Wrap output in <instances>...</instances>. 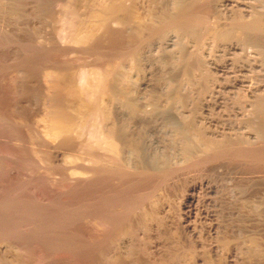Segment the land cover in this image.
Segmentation results:
<instances>
[{
  "label": "rangeland",
  "instance_id": "obj_1",
  "mask_svg": "<svg viewBox=\"0 0 264 264\" xmlns=\"http://www.w3.org/2000/svg\"><path fill=\"white\" fill-rule=\"evenodd\" d=\"M32 1L28 3L24 0L19 1L21 6L17 7V10L15 5L5 8L0 0V35L2 39L6 40L7 38L6 41L10 40L11 42H9L10 44L5 43L6 45L4 44L2 49L0 48V59L6 64H10L12 60L16 62L18 59V65L14 63L17 66L15 68L17 71L14 69V65L10 66L8 71H15V74L23 77L26 74L24 79L23 77L18 79L19 85L18 83L16 86L14 85L16 89L19 88L17 91L20 90L23 95V104L25 105L23 106L27 113L25 116L26 126L29 127L25 126V129L26 131L28 129L29 134L24 129V132L28 134H25L28 138L25 137L24 145H29L30 147L27 148L33 150L46 149L47 147L50 151V155L48 154L47 157L49 160L51 159L55 169L53 172L57 171V174L47 172V175L43 169V173L42 171L41 173L47 175L46 177H55L58 181L61 179L65 183L74 181L73 177L77 175H71L72 172L80 171L85 166L84 155L78 149L79 140L82 139L72 137L67 141L60 138L55 141H46L45 138L37 134L40 131L37 117L41 111V102H43L41 97H44V93H41L44 92L42 91L44 84L39 80L41 79L39 75L44 64H48V62L44 63L42 59L49 60L51 58L49 64L53 59L57 60L55 62L58 64L62 60V62L65 61L61 62L62 64L71 66L72 72L78 71L79 67L86 68L93 61L94 49L92 51L89 48L95 46L93 45L95 40L76 42L57 37L59 35L57 27L60 25L58 24V26L57 22L52 21H56L54 12L57 13L55 11L57 5L55 4L61 0H57L58 2L56 0H50V2L48 0ZM83 1L88 3L77 0L78 7L81 5L79 8L84 9L82 5H87L83 13L86 10L87 13L89 8H98V5H95L96 0ZM177 1L181 4L189 3L192 6L196 3L197 6H195L200 7V11L196 8L199 13H202L205 8L203 11L209 15H207V20L193 30H188L186 26L177 27L164 24H150L144 27V24L151 23L157 15L162 13L163 17L169 15V12H173L174 4ZM123 3L124 6H133L142 15L138 16L135 21L124 25L113 24V22L96 25L93 22V28L95 25L97 26L95 28L100 27V32L97 29L99 32L97 37L101 36L102 41H109V45H107L108 41L107 44L104 43L105 41L100 42L101 48L97 45L101 50H98V47L95 49L97 48L98 52H102L104 49L105 55L106 53L107 55L113 54L114 48L116 52L119 51L118 49L122 51L117 52L118 54L124 53L130 48L135 50L136 53L132 49L136 56V62L131 64L124 60L123 69L119 70V73L121 71L122 74L125 73L124 78L128 77L124 80H129L128 83L123 79L120 80L126 84L125 87L122 86L125 88L124 96L127 97L124 99L128 100L129 104L126 100L119 99L114 103V109L117 112L119 124H122V128H124L126 141L136 140L135 146L138 144V148L136 147L138 152L135 156V151L125 148L127 151L123 152V154L125 153L124 159L128 154L127 158L131 156L130 158L134 161L128 159L132 163L136 162L137 166L139 163L140 167H145L143 169L147 167L156 169L149 170V172H154L153 176L149 177L150 180L146 177L147 179H140L141 182L133 181L130 184L127 181V184L124 183L123 190L121 189L124 193L121 192L122 195H118L121 196L120 198L129 196L127 198L131 199L134 197L135 200L142 195L135 203L136 211L138 208L141 211L142 206L147 204L142 210L143 213L146 211L145 217H143V213L141 215L142 211L139 214V211L135 212L133 209V214L130 212V216L135 217H132L131 220L136 223L130 221V226H126L130 229L128 228L127 231L125 229L124 233L121 230L119 233L118 228L115 230L113 239L120 237L121 242L118 239L117 241L111 239V241L116 244L119 241L118 243L126 245L127 249L110 242L113 244L112 249L120 247V252L129 250L126 252H130L132 258H128L131 256L130 253L127 256L124 252L122 257L128 259H125L127 263L122 261L124 260L122 257L117 259V256L112 254L115 248L109 253L113 255L112 261L117 263H112L111 260H104L102 263L98 259L95 261L94 258L87 263L264 264V161L261 160V162L257 159L256 162L257 157L254 159L249 151H245L257 143H264V112H262L263 116L259 115L261 111L256 107V104L257 106L260 104L258 100L263 102L261 98L264 97V0H124ZM203 5L205 6L203 7ZM53 6L56 8L54 9ZM10 7L15 8V13L8 11L11 9ZM4 8L8 9L7 11L12 15ZM148 8V12L151 10L153 12L149 14L146 11ZM82 9L80 10L82 11ZM11 10L13 11V9ZM145 12L148 13L145 16H155H149L151 19L153 18L152 21L148 17L144 19ZM254 13L261 15V24L258 25V28L256 27L257 29L251 27L253 29L247 28L244 31V27L241 28L243 22ZM51 16L53 17L51 18ZM93 23L86 24L90 27L87 28L91 29ZM140 25L143 26L142 31H140ZM123 26L125 27L122 28ZM136 29H139L137 33ZM105 30L108 31V34L105 33ZM109 31L110 36H106V34L109 35ZM129 33L130 35L133 33L136 37L130 36ZM111 36L112 38H110ZM130 37L133 39L129 40ZM125 39L128 40L127 42H132L126 43ZM117 41L118 43H116ZM126 45L129 47L128 49ZM108 46L113 48V51L109 50L111 48ZM91 51L92 53L89 54ZM53 52L55 53L53 54ZM103 52L102 54H104ZM30 55L33 58L30 59ZM45 56L48 57L45 58ZM58 56L61 57L58 58ZM28 60L32 62L29 63ZM19 61H22V64ZM55 62H53L54 65ZM87 64L89 65L86 66ZM28 65V69L24 67ZM72 65L75 69L72 68ZM18 66H21V69L25 71ZM76 68L78 69L76 70ZM20 72L22 73L20 74ZM23 73L25 74L23 75ZM120 81L116 84H121ZM260 124L263 126V130L258 128L262 127ZM37 130L39 131L37 132ZM209 141L221 144L218 147H208L207 142ZM131 151L132 155L129 154ZM241 153L245 155L242 157ZM27 157L32 158L31 155H27ZM45 157L43 156L42 159L44 160ZM29 161L32 162L31 159ZM258 161L262 164H260L261 166ZM34 163L32 162V164ZM37 163L39 164L37 167L40 169L41 164ZM35 164L31 169L34 170L33 173L38 174L39 172L40 175V171L35 167L37 164ZM19 174L20 177L24 176L23 173ZM43 176H41L42 181L46 179ZM26 177L21 178L25 179ZM47 179L49 180V178ZM82 186L88 189L87 185H84V181L82 183L80 181V185L77 186L79 188L76 187V190L81 192ZM88 186L92 187L90 184ZM41 187L40 190L48 188ZM137 189H140L139 192ZM145 189L146 191H144ZM74 190L72 191L74 200L78 197L79 199L76 206L74 204L76 201L72 203L71 208L73 206L78 208L77 206L80 207L86 200L84 198L87 193H91L92 188L82 191L85 196L83 198L79 194L77 197V191L75 194ZM135 191L139 195L135 196ZM41 192L44 193V190ZM46 192L48 195V189ZM63 192L66 193L67 189ZM89 194V198L86 197L88 199L91 195L93 196V191L92 194ZM188 197L189 199H187ZM80 198L84 201H81ZM140 205L142 206L140 207ZM80 208L83 209L78 208V214L81 210L83 215L87 214L88 210L90 212V209ZM148 212L150 216L148 215L147 218ZM77 226L75 227L79 228L78 231L83 230L84 232H80L85 234V229L88 226L78 223ZM121 226L123 227V225ZM12 247L8 243L0 242V256L3 254L7 259L8 256L9 259L15 258L16 256L13 255L16 254V250ZM122 247L123 250H121ZM117 249L113 253L118 251ZM121 254L119 253L118 257Z\"/></svg>",
  "mask_w": 264,
  "mask_h": 264
},
{
  "label": "bare ground",
  "instance_id": "obj_2",
  "mask_svg": "<svg viewBox=\"0 0 264 264\" xmlns=\"http://www.w3.org/2000/svg\"><path fill=\"white\" fill-rule=\"evenodd\" d=\"M19 1H22V0H2L3 5H5V8H7V6L9 5L13 7L15 5L16 9L17 7L21 6L18 3ZM33 1L38 2L39 0L38 1L33 0ZM48 1L50 2V0ZM123 1L124 0H96L95 5H98V8L91 9L88 7L90 10L87 13H86L87 10L85 11V13H83V10L85 9L87 5L85 4L82 5L84 9H82V7L79 8L81 5H79L78 7L77 0H65V1L61 0L59 2L57 1L58 4L53 3L57 5V8L56 6L55 7L53 6L54 9L55 8L57 9L55 10L57 13L53 11L54 14H56L54 17V19L56 18V21H52V22H55V23L57 22L56 24L60 25V27H57V29L59 28L58 29L59 35L57 37H60L62 40L70 39L76 42H80V41L86 42L89 40H92V41L95 40L94 44L91 43L95 45L93 46V48H89L88 46V48L91 49L92 51L94 49L93 53L92 51L89 52V54L92 53L93 55L92 56L93 61L90 60L92 61L91 64L89 62L90 65L89 64L86 65V66L89 65L88 67H86L85 65L84 67L86 68L79 67L80 70L75 71V72L73 71L74 74H72L73 72L71 71V68H70L71 66H69V64L68 65L62 64L65 61L62 62L61 60L59 62L60 64H58L56 63L57 60L53 59L51 60L49 64V60L51 58L49 60L47 59L48 61L43 58L42 59L44 60L43 62L44 63L48 62V64L46 65L43 63L45 65L44 67L41 64L43 68L41 69L40 75L38 74L40 76L38 77L41 78L39 80H41L42 84H44L43 85L44 89H42V91L44 92H41V93H44L43 95L44 97H41L43 98V102H41L42 103V106L40 108L41 111L37 117L38 118L37 122L40 125L38 126L37 124V126L40 128L39 129L40 131L37 130V132L39 131V133L37 134L41 136L42 138H45L46 141L47 140L55 141L59 138L62 139L63 141H67L71 139L72 137H78V138L80 137V139H82L81 141L79 140L78 149L84 155L83 161L86 163H85V166L80 171L74 170L72 172L71 175H77V176H74L75 179L72 176L74 181H70V179H68L70 182L66 181L65 183H63L61 179H59L60 181H58V179L56 180L55 177L54 178H51L49 176L46 177L49 172H50L49 174L55 173L53 172L55 169L53 168L51 159L49 160V158L47 157L48 154L50 155L49 153L50 151L47 149V147L46 149L37 148V150L35 149L33 150L32 148L31 149L27 148L29 145L28 146H25L26 144L24 145L25 143L24 140H26L25 137H27L26 135L29 134L28 129L27 131L25 129L28 126V125L26 126L27 119L25 118L27 113L24 108L25 105L23 104V101H24L23 95L21 94L20 90L17 91L19 89L18 87L17 89L14 87V85L16 86V83H18V79L20 80L23 76H20L17 73L15 74L14 73L15 71L14 72L8 71L9 68H11L10 66L14 65V63L17 64L18 59L16 62L12 60L13 62L11 61L10 64L3 63L1 62L2 59H0V242L8 243V245L10 244L11 247L13 246L16 250V254L13 255L16 257L12 259H9V256L7 259L2 254L0 256V264H88L87 261L88 262L92 261L91 260L92 258H94L95 261L98 259V261L102 263L104 260L105 261L111 260L110 262L113 263L114 262L112 261L113 255H110L109 251H113L116 248L115 246H114L115 247L114 249L111 248L113 244H116L111 241V239H113L114 237L113 235L115 233V230L118 228L119 233H120V230L123 231V233L127 231L129 227L127 228L126 226H130V221H132L131 219L132 217H134V216H130V212H132L133 214L134 210L135 212L140 210L137 206L138 210L136 211V209H134V206L136 205L135 204L136 201L140 199L142 195L140 197L138 196L139 198L137 197L138 199L136 200L133 196H132L133 198L130 197L131 199L127 198L129 196L125 197L124 195L126 193L123 195L125 198L123 197L120 198L121 196H118V195L119 194L122 195V193H124L121 191V189L123 190V185L127 184V181L131 184L133 183V181L139 182L140 179H145L146 177H148V180H150L151 178L149 177L151 175L153 176L154 172L152 171L149 172V170H151L153 167H151V169H149L150 167L149 168L147 167L148 169L147 168L143 169L145 167L143 166L140 167L141 164L138 163V166L140 167L139 168L136 165V162H134L135 164L132 163L134 160L130 158L131 156H129L128 158L131 159L132 162L127 158L128 156L127 153H126L127 160L124 159L125 153L123 154V152L127 151V150L125 151V148L132 149L133 152L135 151V154H134L135 156L136 152H138V150H136L138 148L137 147L138 144H136L135 146L134 143H137L136 140H134L133 142L130 140L126 141V138L124 136L125 135L124 130H123L124 128H122V124H119V121L116 116L117 112L114 109V103L117 102V100L119 99L120 100L122 99L124 101L126 100L124 99L125 97L124 87L126 86L124 82L126 80L124 79H127L128 77L124 78V76H126L124 71H123L124 74H122V71L121 73H119V70L120 68L123 69L124 60L129 61L131 64L133 62H136L135 60L136 56H134L136 52L133 48H130L129 50L124 51V53L118 54L117 52H120L121 51L120 49H118L119 51L116 52L114 48V52H112L113 48L108 46L111 48V49L109 48L108 49L112 50L111 52L113 54L107 55L106 53L105 55V53L103 52L104 49H102L103 50L102 52L104 54H102L101 51L100 52L96 51L97 48L95 49V47H98L97 45H99L100 42L105 41V40L103 41L101 40L102 39L100 38L101 36L97 37V33L100 32V27L95 28L97 27L96 26L97 24L104 25V24L113 22V24L116 23V24L124 25L127 23H131L132 21H135L138 16L142 15V13H139L137 10H135L136 8H134L133 6H132L133 8L130 7V5L124 6ZM24 2H27V0L26 1L24 0ZM39 2H41V0ZM82 2L84 3L85 1L82 0ZM82 2L81 4H83ZM178 2L179 1H177L174 4L173 12L171 11L169 12L170 13L169 15L163 16V17L161 16L162 13L159 14L160 16L157 14H154V15H157L156 17L153 15L145 16L146 13L149 11V8H148V10H146L147 12L144 13L145 18L144 17L143 18L146 19L148 17L150 18L151 21L153 19V18L151 19L152 16L155 18L153 19L152 22L150 21L151 23H146L147 25L144 24L145 25L144 27L150 24H156V25L164 24V25H174L177 27L186 26L188 30H193V28H198L200 24H202L203 22L207 20V17L209 15L206 14V11H203L205 8L202 10V13H199L200 7L197 8L196 3H195L196 6L195 5L192 6L191 4L189 5V3L181 4ZM85 3H88V2H85ZM16 4L18 5L16 6ZM24 5L26 4L24 3ZM42 6H43V3H42ZM204 6L205 5H203V7ZM15 8H11L13 9V11L11 9L10 10L5 9V11L14 12ZM80 9H82V11ZM151 12L153 11L151 10L148 13L150 14ZM204 12H205V15H203ZM52 17L53 16H51V18ZM91 22L92 23L95 22L96 25L93 28L94 26V23H93L91 29H88L90 28L88 26L91 24ZM261 22H262L261 15L254 13L253 15L251 14V16L247 20H245V22H243V26H241V28L244 27V29L242 28L244 31L247 28L253 29L255 27V29H257L259 27L258 25L261 24ZM86 24H89V25L87 26ZM141 25L139 27L140 31H142L141 28L143 27ZM124 27L125 26H123L122 28ZM57 29H56V32H57ZM97 29H99V32ZM138 30L139 29L135 30L136 33ZM140 31L139 33H141ZM105 33L108 34V31L106 32L105 30ZM107 34L106 36H110V31H109V35ZM112 34L113 32L111 33V35ZM132 35L133 33H131L130 36ZM106 36H105V39H107ZM134 36L135 35H133V37ZM133 37H130L128 39L129 40L131 38L133 39ZM0 38H1V35H0ZM110 38H112V36ZM114 38H115V35H114ZM122 39L124 40V38ZM6 40L8 39L6 38ZM6 40H4V38L0 39V48L4 46L5 43L8 44L10 42V40L9 42ZM107 41L108 40H106L104 43H106ZM127 41L128 40L125 39L126 43L130 42V41L129 42ZM116 43H118V41ZM107 45H109V41ZM110 45H111V42H110ZM90 47H92V45H90ZM100 48L98 50H101ZM128 48L129 47H127V49ZM124 49H126L125 46H124ZM132 49L134 50L135 53L133 52ZM29 50L31 51L32 49H29ZM54 53L55 52H53V54ZM15 56L17 58V55ZM87 56L89 57V55ZM46 57L48 56H45V58ZM59 57L61 56H58V58ZM29 58L31 59L33 57H31L30 55ZM13 59L15 60L14 57ZM19 62H21L22 64V61H19ZM53 62H55L58 65L56 64L54 65ZM67 63H70V62H67ZM21 66H18V67H20L21 69L22 68ZM16 67L17 66H15L14 69ZM24 67L28 69L29 65L24 66ZM72 68H74L73 65H72ZM77 69L78 68H76V70ZM21 70H24V69H21ZM22 72H20V74ZM24 74L25 73H23V75ZM121 79H123L124 81L121 82L120 81ZM119 81L121 82V84L117 83L118 84L117 85L116 82H119ZM128 81H126V83H128ZM21 88H22V85H21ZM263 98H261L263 102L261 100H260L261 102L258 100V103H260L259 104L260 106L259 105L257 106L256 104V107L259 108L261 111L260 114L258 113L259 115H262L263 114L262 112H264L263 111L264 110V106H263L264 99ZM126 101L129 104V101L128 100ZM127 102H125V104H127ZM261 107H262V110H261ZM257 108L256 110H259ZM258 128L262 129L263 126L258 127ZM24 129H25V132H28V134L24 132ZM219 144L214 141L207 142L208 147H218ZM132 151L129 152L130 155H132L131 154L133 153ZM245 151H249V153L254 159L257 157L255 160L256 162H257V159L259 161L261 160L264 161V143H259V144L257 143L254 146H252L250 149H245ZM29 154L32 156V158L27 157V155L30 156ZM244 155H242V157ZM43 156L44 157L46 156L48 159L45 157L43 160L42 159ZM29 158L32 160V162H35L37 164L36 165L34 163L36 165L35 167L39 165L37 162L41 164L40 166L41 170L37 167V169L40 171V175L43 173L42 171L43 169L44 173L45 172L46 173L48 172V173L46 176H45L46 173L42 174L41 176L44 175L43 177H46V179L49 178L50 181L48 179L47 180L44 179L42 181V178L39 175V172L38 174H35V172L33 173L34 170L32 171L31 168L34 166V164H32V162L29 161L30 160ZM260 164L261 163H259V165ZM155 169L153 168L152 170H155ZM19 173H23L24 176H21V177L27 176L26 177L27 179L21 178ZM55 174H57V171ZM72 177H70L71 180H72ZM45 181H49V182H45ZM80 181L81 183L82 181H84V185L85 186L87 185L88 189L92 188L93 196L91 195L92 197L90 196V199H88L89 193H87V196H86L88 198L84 196L83 194L84 192L82 193L83 190L85 191L88 190V189H85L86 187L82 186L83 190L80 188L81 192L76 190L77 188H79L77 186L80 185ZM39 184H42V185L46 184L45 186L48 187L46 188V190L48 189V195H47L46 190L43 188L45 186L41 187L42 185L39 186ZM89 184L92 185V187H89L88 186ZM134 185H137V184H134ZM40 187L43 189L40 190L39 189ZM65 189H67V192L69 191L71 193L69 194L66 192L67 193L66 195V193L63 192ZM43 190H44V193L41 192ZM73 190L75 194L77 191V194H76L77 197H78V194L81 195L82 198L83 196L85 197L84 199H86L85 200L86 202L82 198H80L81 201H84L83 204L85 203L84 205L82 204L83 206L80 204L81 205L80 207H84V209L85 208L90 209V212L88 210V213L87 214L84 213L85 215H83V213L81 212L82 210H81L80 211L81 214L80 213L78 214V211H79L78 208L83 209V208H80L79 205L77 206L78 208L74 206L71 208L72 203L76 201V203H74L76 206L77 200L79 199L78 197V199L75 198L76 200H74V197H73L74 194L72 192ZM138 190L140 189H137V191ZM92 191L90 194H92ZM144 191H146V189ZM80 193H82L83 195ZM136 194L138 193L136 192L135 196ZM146 195H147V192H146ZM187 199H189V197ZM87 200H89L90 202L89 201L87 202ZM149 205L151 206V204ZM141 206L142 205H140V207ZM144 206H142L141 211L144 210L143 209ZM141 211H139L138 213L140 214ZM145 212L146 211H144L143 213L142 211L141 215L142 213L144 215ZM149 212L147 214V218H148ZM143 217H145V215ZM132 222L136 223L135 221H132ZM77 223L80 225L85 224L86 227L88 226L87 228L88 230L85 229V234L84 233L82 234V232H84L83 230L78 231L79 228H76L78 227ZM121 225H123V227ZM129 232L131 231L129 230ZM115 237H117V235H115ZM117 239L114 238L113 240L117 241ZM119 239L121 238L119 237ZM119 241L121 242V240ZM110 242L113 244H111ZM118 242H117L118 246H124V245H121V243L119 244ZM125 246H124V249H127L125 248ZM119 248L118 249L116 248V249L119 251L120 250ZM121 250H123V247L121 248ZM118 251H116L115 253L112 252V254H115L114 255L115 257L117 256V259L122 257L123 253L129 250H125V251L123 250L122 252L119 251L120 254L122 253L119 257H118L119 253L116 255ZM128 253L126 252L127 256L129 255ZM130 255L131 256H128L129 259L130 257L132 258L131 253ZM124 257L126 256L124 255ZM123 259H124L122 260L123 262L125 261V259L128 260L127 258H123ZM110 262H107V263L110 264ZM114 263H117V262H114ZM125 263L127 262L125 261Z\"/></svg>",
  "mask_w": 264,
  "mask_h": 264
}]
</instances>
